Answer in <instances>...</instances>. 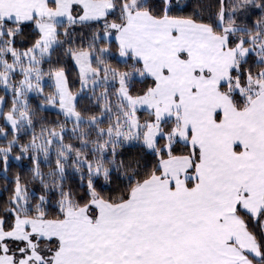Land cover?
<instances>
[{
  "label": "snow or ice",
  "instance_id": "snow-or-ice-1",
  "mask_svg": "<svg viewBox=\"0 0 264 264\" xmlns=\"http://www.w3.org/2000/svg\"><path fill=\"white\" fill-rule=\"evenodd\" d=\"M90 24L91 38L53 63L67 27ZM5 40L0 174L22 162L28 179L17 169L0 189V264H264V0H209L206 11L193 0H0ZM93 85L99 111L86 113L77 100L96 103ZM46 108L64 119L46 122Z\"/></svg>",
  "mask_w": 264,
  "mask_h": 264
},
{
  "label": "trees",
  "instance_id": "trees-1",
  "mask_svg": "<svg viewBox=\"0 0 264 264\" xmlns=\"http://www.w3.org/2000/svg\"><path fill=\"white\" fill-rule=\"evenodd\" d=\"M194 4L195 3H199L201 5V10L206 11L207 10V6L209 3V0H193ZM53 7V5H51L50 9ZM240 20H243L246 22V17L241 14V16L239 17ZM10 23H5L3 25L4 30L6 31L9 27ZM57 26V32L58 34H60L63 37V31L66 27V20L61 21L59 24H56ZM97 27V25L95 24H90V25H71L67 27V38L64 39V43L62 44H57V46L53 49L55 56L53 58V63H59L61 62L62 59V53H63V48L65 44H71L73 43V41H75V43L80 44L82 42H87V40L89 38H91L92 36V32L93 30ZM34 32L33 28H28L25 29L24 31L19 32L16 37H15V47L17 49H23L27 44L31 43V34ZM82 33V34H81ZM115 52H116V48L113 45L112 50H111V58L113 59L114 63H118L122 66H127V64L130 63V61H122L120 60L118 57L115 56ZM48 61H45V67H47ZM66 68L69 72V75L71 77L72 72H73V68L71 66V61L68 60L65 62ZM46 89H48L49 87V81H47V84L44 85ZM142 85H140V83L138 81H136L135 79L132 81V88L133 91H135L137 88L141 87ZM109 89L111 90L114 86L109 83L108 85ZM90 91L93 95L97 96V100L96 103H93L92 98L89 94V92H84L81 96H79L78 100H77V105L80 109H82L84 112L86 113H93V112H97L99 111V103H100V88L99 85H93L90 86ZM0 92H2L0 90ZM6 100H7V96ZM31 104L36 108L37 112H39V97L32 95L29 97ZM108 102L109 104L112 106L113 112L116 113L117 115H119V111L117 108V104H118V100L117 97L113 96V95H109L108 96ZM111 114L108 112H105L103 114V116L99 117L100 120V124L101 125H107L109 119H110ZM142 118H146L143 117V113H142ZM43 119L46 122L49 123H56L58 119L63 120L64 118L60 115V113L50 110L48 108H46L44 110V115H43ZM65 123L67 124L68 122L65 121ZM81 124H84V121H81ZM87 134H88V138L91 140L93 138H95L96 136V129L92 126H89L87 129ZM65 138L66 140H72V135L70 134V132H66L65 133ZM21 139H23V137H21ZM5 137H0V142L4 141ZM74 143H78V141H72ZM42 163V170L47 173L48 172V168L45 165L44 161H41ZM125 164L128 167L133 166L134 161L133 162H129L128 160H125ZM27 168V165L25 163H18L16 161H11L10 162V168H9V172L7 175V178H5L2 174H0V189H2L4 187L3 181L4 179H8V183L9 185L11 184V177L13 175V173L19 169L21 172V175L24 176L25 180L28 179L27 175L25 174V170ZM118 177H119V173L118 172H114L113 177H112V181L114 184L118 183ZM66 186L69 188H72L73 190H75L77 188L76 183L74 182V173L68 169L66 170ZM35 187H38V185H35ZM77 196L80 194L79 192L76 193ZM50 200H54L56 197V193L54 191L49 192L48 193ZM107 196V194H105ZM35 202V199L33 200V203ZM4 212V205L2 202H0V214H2Z\"/></svg>",
  "mask_w": 264,
  "mask_h": 264
},
{
  "label": "rangeland",
  "instance_id": "rangeland-1",
  "mask_svg": "<svg viewBox=\"0 0 264 264\" xmlns=\"http://www.w3.org/2000/svg\"><path fill=\"white\" fill-rule=\"evenodd\" d=\"M54 22H55V24H59L61 22V20H57L56 17H55ZM6 48H7L6 40L5 41H0V49H6ZM18 50H21V49H18ZM3 59H8L9 61H11L12 58L10 56H4V54L2 52H0V71H3L4 68H5V65L3 63ZM16 78H18V77L16 76V74H14L13 79H16ZM45 84H47V80L44 81V85ZM0 90L3 92V94L5 96H7V91L6 90H4V89H0ZM50 110L56 111L55 109H50ZM81 121H83V120H81ZM0 137H4V135L0 134Z\"/></svg>",
  "mask_w": 264,
  "mask_h": 264
},
{
  "label": "crops",
  "instance_id": "crops-1",
  "mask_svg": "<svg viewBox=\"0 0 264 264\" xmlns=\"http://www.w3.org/2000/svg\"><path fill=\"white\" fill-rule=\"evenodd\" d=\"M54 7H55V6L53 5V7H52L51 9H49V10L54 9ZM9 10H10V11H15L14 6L11 7V8H9ZM56 19H57V20H61V21H64V20H65V18H64L63 16H56ZM8 23H10V22H8Z\"/></svg>",
  "mask_w": 264,
  "mask_h": 264
}]
</instances>
